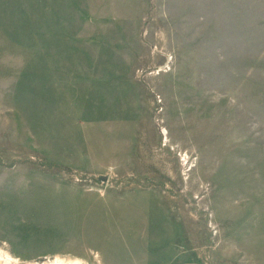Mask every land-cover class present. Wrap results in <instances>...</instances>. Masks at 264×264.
<instances>
[{"label":"rangeland","instance_id":"374dc122","mask_svg":"<svg viewBox=\"0 0 264 264\" xmlns=\"http://www.w3.org/2000/svg\"><path fill=\"white\" fill-rule=\"evenodd\" d=\"M0 247L264 264V0H0Z\"/></svg>","mask_w":264,"mask_h":264},{"label":"bare ground","instance_id":"6f19581e","mask_svg":"<svg viewBox=\"0 0 264 264\" xmlns=\"http://www.w3.org/2000/svg\"><path fill=\"white\" fill-rule=\"evenodd\" d=\"M9 253L4 252V250L0 247V264H13L17 261L13 259V257L8 255ZM48 264H88L84 263L81 258L79 257H63V256H56L52 260L42 261Z\"/></svg>","mask_w":264,"mask_h":264},{"label":"water","instance_id":"95a60500","mask_svg":"<svg viewBox=\"0 0 264 264\" xmlns=\"http://www.w3.org/2000/svg\"><path fill=\"white\" fill-rule=\"evenodd\" d=\"M13 264H48V263L31 260V261H19V262L13 263Z\"/></svg>","mask_w":264,"mask_h":264},{"label":"crops","instance_id":"0c3cea01","mask_svg":"<svg viewBox=\"0 0 264 264\" xmlns=\"http://www.w3.org/2000/svg\"><path fill=\"white\" fill-rule=\"evenodd\" d=\"M173 264H196V263L177 262V263H173Z\"/></svg>","mask_w":264,"mask_h":264}]
</instances>
